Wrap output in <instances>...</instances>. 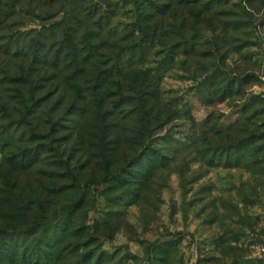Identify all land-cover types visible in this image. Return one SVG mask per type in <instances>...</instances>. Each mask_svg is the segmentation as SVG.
I'll use <instances>...</instances> for the list:
<instances>
[{
  "label": "rangeland",
  "instance_id": "1",
  "mask_svg": "<svg viewBox=\"0 0 264 264\" xmlns=\"http://www.w3.org/2000/svg\"><path fill=\"white\" fill-rule=\"evenodd\" d=\"M136 1L168 8L150 22L144 58L131 57ZM83 2H69L81 24L57 4L48 16L22 12L1 35L29 45L41 31L58 49L78 28L77 51L90 43L104 69L119 64L114 83L135 82L127 97L144 82L148 114L164 124L120 106L113 82L75 111L73 91L55 93L43 68V104L27 114L0 80V264H264V0ZM43 218L57 224L35 226Z\"/></svg>",
  "mask_w": 264,
  "mask_h": 264
},
{
  "label": "trees",
  "instance_id": "2",
  "mask_svg": "<svg viewBox=\"0 0 264 264\" xmlns=\"http://www.w3.org/2000/svg\"><path fill=\"white\" fill-rule=\"evenodd\" d=\"M83 1L85 0H81L82 4L84 3ZM69 2L70 0H0V57H4L6 59V62L3 63L0 69L3 75V79H0L1 82L14 86L16 98L19 100V103L23 105L24 111L27 114L34 112V108H37L39 105H41V103L43 104V99L39 96L43 87L39 85L40 79L37 78L40 77L41 70L43 68L50 69L52 72L50 73V71L45 70L46 74L50 73V75L49 77H41V81L46 82L48 80H52L55 93L61 87L60 84L65 85L62 89L68 86V88L73 91L75 101L70 109H76L75 111H79L83 108V106L87 105V95H94V92L102 91L108 82H113V86H115L118 91V97H120V106H132L135 104V108L137 106V111L135 112H138V115H143L144 118H147L146 125L148 127H152L153 124H159L163 118L161 111L157 112L154 117L148 114L149 111L154 112L155 103H151L152 100L150 101L146 99L143 95L145 94L144 90L146 87L144 86V82L141 83L142 85L139 86V90L137 89L136 91L137 93L140 92V95L135 97L137 100L132 97H127V93L134 92L131 89L134 87L135 82L127 78L126 87L120 83L115 84L114 81H117L119 76L122 74V67L119 64H114L111 65V67L104 69L100 62L92 60L94 48L91 47L90 43L88 45H86V43L82 45V48L80 49L83 53H79L77 51V45L73 41L75 32L79 30L78 28H74L73 31H70V33H66L64 36L66 41L64 42H66L67 46L66 48H64L65 46L62 47L63 49H55L54 44L51 42H46V40H44L42 37L41 31L36 32V34L31 37L29 45H21L20 37L15 35L9 39L6 36L1 35V32L16 26V20L21 18L20 15L22 12L33 15L38 13L39 17H43V14L48 16L53 8L57 6V4H61L59 7L61 10L60 12L65 13L70 9L72 10V14L75 15L73 16L74 19L80 17V12L71 8L72 5ZM167 9V5L163 6L152 4L149 6H143V4H141L139 1H136L133 9L136 19L134 24L135 27L130 31L134 39L132 43L133 51L131 50V57H135L136 53H138L139 56L143 58L145 57L146 50L148 48L147 46H152V44H154L156 39V31H158V26L151 28L150 22H152L153 18L156 17L158 13L162 16L167 14ZM100 19L103 20L102 16ZM78 21L79 24L82 23V19L78 18ZM98 23L100 24L99 27L103 28V22L99 21ZM136 33L139 35L138 38H135ZM24 35L29 36L30 33H21V36ZM186 46L187 45H184L185 49ZM69 47L73 48V52H70ZM172 48L176 49V45H173ZM172 51H169L164 57L162 65L168 63L169 59L177 56L175 55L176 53L174 54ZM15 58L28 59L29 61L27 60V63H24L18 66L17 69L12 70L10 61ZM117 60H119V58ZM114 68H118V70L115 71ZM159 69H162V67ZM59 80L62 83H59ZM54 92L51 95H53ZM152 93L153 99L156 101L158 99V89L155 86H153ZM231 94L232 89H229V93L225 92L221 100H225ZM97 107L99 110H102L104 107V102H102L101 99L97 100ZM75 111L72 112V115L76 114ZM170 121L171 120L168 119L165 124ZM25 122L27 126L32 127L33 123L31 120ZM47 124L51 126L49 129L50 131L48 133V138L53 139L52 136L57 122L54 121L53 116L48 115ZM161 124H164V122L160 123V125ZM142 125L143 123L141 126ZM145 136V134L140 135L142 145L146 143ZM101 143L103 145V139ZM51 144L52 143L49 145L50 149L52 148ZM146 160L147 157H144L140 159V163H144ZM71 178L74 185H77V177L72 174ZM47 222H51L53 225L57 224L56 221H50L47 218H43L35 223V226H42ZM26 248H24V250H26Z\"/></svg>",
  "mask_w": 264,
  "mask_h": 264
}]
</instances>
